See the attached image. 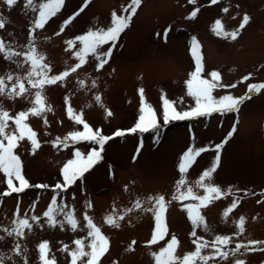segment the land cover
Returning <instances> with one entry per match:
<instances>
[{
	"label": "rangeland",
	"instance_id": "obj_1",
	"mask_svg": "<svg viewBox=\"0 0 264 264\" xmlns=\"http://www.w3.org/2000/svg\"><path fill=\"white\" fill-rule=\"evenodd\" d=\"M40 2L43 0H35L37 9ZM130 6L131 0H64L57 15L50 18L44 28L34 32L37 51L46 57L44 62L51 68L49 74H59L78 63L72 52L79 49V41L69 51H66V41L84 35L90 29L106 30L111 26L112 13L128 16ZM135 8L128 27L120 34L103 68L97 71V61L91 55L87 56L85 64L63 83L45 86L42 94L51 110L41 116L29 115L25 121L36 133L40 147L33 153L30 142L24 139L14 149L21 160L22 175L30 187L0 199V236H4L0 240V254L13 257L6 258L4 264H24L23 257L15 256L11 251L16 242L26 249L27 264H40L37 245L45 240L49 242V259L54 258L55 264H70L68 252L61 251L65 244L71 251L76 247L73 241L83 239L84 250L90 251L85 212L108 240V251L101 257L100 264H155L151 253H159L173 236L179 242L175 255L181 259L186 253L195 251L193 240L196 237L211 242L216 236H231L229 248H234L237 243L247 244L250 240L264 241V89L246 100L238 114L213 113L164 124L162 108L163 98L173 102L178 112L195 107V99L188 95L186 84L196 69L194 41L195 54L200 56L203 66L201 78L210 80L208 74L215 71L219 73L220 84L236 85L213 89L214 97H240L247 92L249 84L264 83V0H218L217 3L212 0H141ZM194 11L195 17L189 18ZM36 15V11L25 9V0H17L12 6L0 0V19L5 21L0 38L6 47L17 52L27 50L29 28ZM245 15L249 19L240 28ZM69 18V23L63 25ZM217 20L221 22L223 32L236 31L237 38L233 40L223 33L217 36L213 30ZM62 26L64 31L61 32ZM58 32L60 34L56 35ZM109 47H112L111 42L101 51H107ZM25 72L26 68H17L0 53V77L5 81L9 74L24 76ZM244 77L248 79L243 80ZM93 79L96 88L91 87ZM79 80L86 81L84 87L79 85ZM141 88L144 90L145 114L151 107L161 126L159 143L155 142L153 130L127 132L139 122L142 98L138 90ZM32 92L34 94L35 90ZM97 94L101 96L99 103L94 99ZM65 97L73 111L82 114L93 130L100 129L108 136L118 128L126 134L107 141L100 161L84 174L82 180L76 181L57 198L58 204L63 201L66 210L73 211L78 221L75 232L67 224L63 229L59 225L49 228L45 224L43 228L34 227L32 233L26 230L23 239L8 237L3 229L12 227L17 205L21 217L25 214L42 217L51 201L53 193L50 190L31 186L62 183L61 169L69 160L76 159V150L87 156L92 148H98L90 142L68 147L52 146L51 141L57 137L84 130L82 125L69 119ZM31 99V95L21 98L0 94V110L14 117L32 106ZM107 110L112 113L110 117L106 115ZM234 124L236 130L227 138ZM15 130L16 126L10 120L5 132ZM226 138L218 167L211 178L205 180L206 184L219 187L222 195L200 209L207 228L197 227L194 237L191 235L193 225L183 205L198 201L172 200L177 192V181L181 179L178 165L189 148L207 149L196 157L184 175L186 183L180 189L186 191L190 187L195 195H204L197 180L213 164L215 145ZM13 183L19 186L15 179ZM6 190V177L0 172V193ZM159 195L165 197L167 204L163 219L167 233L163 239L149 245L147 242L152 239L154 229L152 213L142 209L127 210L133 208L137 200L144 207H150L148 197ZM234 200L238 201L236 207L225 217V210ZM89 203L90 208L87 207ZM107 215H124V219L118 221L119 227H113L105 223ZM241 217H244V231L236 235V222ZM41 223H44L43 219ZM133 241L136 243L132 244ZM256 247V251L241 249L227 260L217 257L207 264H235L236 259L245 264H264V250H260L264 249V243ZM211 253V247L201 249L203 256ZM87 259L84 257L77 264H86ZM196 264L204 262L197 260Z\"/></svg>",
	"mask_w": 264,
	"mask_h": 264
},
{
	"label": "snow or ice",
	"instance_id": "obj_2",
	"mask_svg": "<svg viewBox=\"0 0 264 264\" xmlns=\"http://www.w3.org/2000/svg\"><path fill=\"white\" fill-rule=\"evenodd\" d=\"M140 2L141 0H131V12L128 16H117L116 13L113 12L111 26L106 30L104 28H96L95 30L90 29L86 34L66 41L68 46L66 51L74 49L77 41H79V49L72 52V55L78 60V63L74 64L65 71L60 72L59 74L50 75L49 73L51 72V68L44 62L46 57L37 51L34 32L36 29L44 28L50 18L57 15L60 11L61 5L64 3V0H43V2L39 3L38 9L35 0H25V9H31L37 12L36 18L34 19L32 26L29 28L27 50L17 52L10 47H6L3 38H0V53L4 55L6 60L15 63L17 68H26V72L24 76L17 75L14 77L12 74H9L7 76V81H5L3 77H0V94H7L9 97L21 98L31 95L32 99L30 103L32 106L25 111H20L14 117L7 111L0 110V172H2L6 177L7 183V190L0 193V199L4 196H10L12 193H21L30 187L22 175L21 160L20 157L15 154L14 149L18 147V142L24 139H27L30 142L33 153H35V151L40 147V142L36 138V133L25 121L29 115L41 116L43 113L51 110L44 102L42 93L45 86L63 83L67 77H69L72 73L77 72V70L85 64V58L89 55L97 61L96 70L99 71L102 69L111 57L113 48L116 46L120 34L128 27L132 15L136 11L135 5H139ZM217 2L218 0H212V3ZM5 3L8 6H12L17 3V0H5ZM80 11H83V9ZM125 11H127V9ZM224 11L227 12V9L225 8ZM78 14L79 13L76 15ZM195 15L196 12L194 11L191 13L189 18H193ZM70 19L71 18L63 21V25H67ZM248 19L249 17L245 15L240 28L244 27ZM220 25L221 22L217 20L213 29L217 36H220L223 33L225 37H230L233 40L237 38L238 33L236 31L223 32ZM4 28L5 21L0 19V30ZM60 31H64L63 26ZM59 34V32L56 33V35ZM9 35H11V33H9ZM166 37L167 33H165V39ZM109 42H111L112 47H109L107 51H101V48ZM195 47L196 45L194 41L193 49L196 59V69L191 74V79L186 82L188 95L195 99V107H192L190 110L184 112H178L175 110L173 102H170L167 98H163L162 108L164 124H168L174 120L210 116L213 113H220L223 115L235 112L238 114L240 106L246 100H250L252 95L259 94L261 89H264V83L259 85L249 84L247 92L243 96L233 97L232 95H223L219 98L214 97L212 95L213 89L218 87H235L236 85L233 84L225 86L220 84L219 73L215 71L208 74L211 77L210 80L201 78L200 73L203 71V66L201 64L200 56L195 54ZM242 79L247 80L248 77H244ZM78 83L81 87H84L86 81L79 80ZM9 84L11 85L10 87L8 86ZM91 87H97L95 79L92 80ZM32 90H35L34 94ZM143 91L144 90L142 88L138 90L142 98V107L140 109L141 115L138 118L139 122L133 128L128 129L127 132L136 133L139 131L143 133L153 130L156 133L155 142L159 143L161 126L157 123L154 110L151 107L147 108V114H145V108L143 107ZM94 99L97 103H99L101 101V96L97 94ZM65 103L68 105L67 97H65ZM66 111L69 114V119L78 125H82L84 130L70 132L63 138L57 137L55 140L51 141L52 146L57 147L62 145L63 147H68L69 145H74L80 142H90L97 145L98 148H92L88 152L87 156L82 155L79 150H76L74 152L76 159L69 160L61 169V175L63 177L62 183H57L54 186H31L45 191L50 190L53 193L51 201L49 202L47 209L43 212L42 217L37 215L29 217L27 214L21 217L19 215V205H17V210L14 213V219L11 222L12 227L3 229L4 233L8 237L23 239L25 238L26 230L27 233H32L34 227L43 228L45 224L49 228H55L59 225L61 229H63L64 225L67 224L71 227V230L75 232L78 227V221L75 218L73 211L66 210L67 205H65L63 201L58 204L57 198L62 196L63 193H66L70 186L76 183V181L82 180L84 174L100 161L107 141L126 134L124 130H117L112 136H105L102 134L100 129L93 130L89 124L84 121L82 114L75 113L70 105L67 106ZM106 115L110 117L112 115L111 111L107 110ZM10 120L15 124L16 130L12 133H6L5 129L8 127V122ZM45 123H47L46 120ZM235 130L236 125L234 124L232 130L228 133L227 138H230ZM227 138L222 143L215 145L216 157L213 164L210 168L205 169L197 180V184L204 189V195H195L190 187L187 188L186 191H181L180 189L185 185L186 181L183 177L194 163L196 157L207 149L200 148L193 150L192 148H189L183 153L181 162L178 165L181 179L177 181V192L172 197V200L183 201L186 199H192L198 201V203L195 204L183 205V208L187 211L188 218L193 225V232L191 235L194 237H196L195 229L197 227L203 226L205 229L207 228V225L204 224V218L200 214V209L202 207H207L208 204H210L213 200L220 198L222 195L219 187L206 184L205 180L210 179L218 167L220 161V150L222 149L223 144L227 142ZM5 141H7L6 144ZM14 179L19 182L18 187L13 183ZM125 190H127V186H125ZM245 195H248V193L246 192ZM148 203L151 206L144 207L142 202L137 200L134 203L133 208H130L127 211L130 212L133 209H142L145 212L152 213L154 219V229L152 239L147 242L151 245L157 243L158 240L163 239L167 233V228L163 222L164 213L167 210V204L163 195L149 196ZM237 203L238 201L234 200L232 205L225 210V217H227L228 213L236 207ZM87 207L90 208L91 203H89ZM113 211H115V209H113ZM58 216H62L63 219H57ZM42 219L44 220L43 224L41 223ZM123 219L124 215H120L118 217L114 215H107L105 217V223L112 225L113 227H119L120 225L118 221ZM84 220L86 221L85 226L88 229L87 236L90 238V243L87 244L90 251L84 250L85 241L83 239H76L73 241L76 246L75 249L69 251L68 245L65 244L61 248V251L68 252V255L71 257L70 264H77V262L82 261L84 257L88 258L86 264H100L101 257L108 251V240L105 236H103L100 228L93 223L92 218L89 217L86 212L84 214ZM236 223L238 228L236 235H239L244 231V217H241ZM2 239H4V236H0V240ZM231 242V236H216L211 242L204 241L202 238L196 237V239L193 240V243L196 245L195 251L186 253L181 259L175 255V249L179 242L176 237L173 236L159 253H151V255L155 264H196L197 260L203 261L204 264H207L209 260H215L217 257H219L220 260H227L230 255L236 256L237 253H240L241 249L245 252L256 251V246L264 243V241L250 240L247 244L237 243L234 248H229L228 246ZM135 243V241L132 242V244ZM209 247L212 248L211 255H201V249ZM37 250L39 253L40 264H55V259H49L48 257V253L50 251L48 241H41L37 245ZM11 251L15 256L23 257L24 264H27V257L25 255L26 249L22 248L19 242H16L13 245ZM6 258L12 259L13 257H5L3 254H0V264H4V260ZM235 264H245V261L236 259Z\"/></svg>",
	"mask_w": 264,
	"mask_h": 264
}]
</instances>
